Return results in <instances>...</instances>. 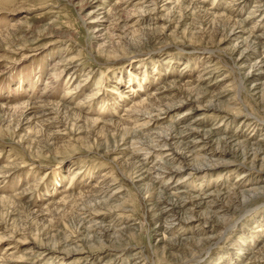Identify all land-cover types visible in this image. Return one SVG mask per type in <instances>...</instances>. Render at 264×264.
<instances>
[{"label":"rangeland","instance_id":"rangeland-1","mask_svg":"<svg viewBox=\"0 0 264 264\" xmlns=\"http://www.w3.org/2000/svg\"><path fill=\"white\" fill-rule=\"evenodd\" d=\"M261 61L264 0H0V264H264Z\"/></svg>","mask_w":264,"mask_h":264},{"label":"bare ground","instance_id":"bare-ground-1","mask_svg":"<svg viewBox=\"0 0 264 264\" xmlns=\"http://www.w3.org/2000/svg\"><path fill=\"white\" fill-rule=\"evenodd\" d=\"M264 62L263 61H261V64L260 65H258L256 68H258V69H263V71H264V64H263ZM183 136V135H182ZM137 143H139V142H137ZM166 145V144H165ZM200 166V165H199ZM198 169V168H197ZM201 169V168H200ZM158 173H159V175L160 176H163V175H166V173H167V171H161V170H159V168H158ZM146 175V174H145ZM235 191V190H234ZM228 194V193H227ZM173 207V206H172ZM175 209V208H174ZM172 211V210H171ZM261 255V254H260Z\"/></svg>","mask_w":264,"mask_h":264}]
</instances>
